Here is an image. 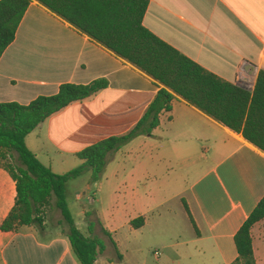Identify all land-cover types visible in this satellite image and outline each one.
Returning a JSON list of instances; mask_svg holds the SVG:
<instances>
[{"label":"crops","instance_id":"crops-1","mask_svg":"<svg viewBox=\"0 0 264 264\" xmlns=\"http://www.w3.org/2000/svg\"><path fill=\"white\" fill-rule=\"evenodd\" d=\"M142 24L209 72L248 90L264 69V0H148ZM97 78L107 87L71 102L25 137L27 148L55 173L79 165L75 154L83 148L133 128L162 85L31 0L0 57V102L27 104L56 93L61 83ZM171 104L150 134L108 156L97 191L123 193L140 205L143 222L134 227L129 217L122 242L106 230L111 247L95 264H232L238 256L234 236L264 196V151L177 94ZM179 180L184 186L178 189ZM15 194V182L0 167V224ZM54 215L45 211L42 228L0 230V264H80ZM85 220L87 230L80 231L91 235L92 218ZM166 231L169 238L158 236ZM137 233L161 240L150 250L152 258L145 244L136 243ZM250 234L255 264H264V218Z\"/></svg>","mask_w":264,"mask_h":264},{"label":"trees","instance_id":"trees-1","mask_svg":"<svg viewBox=\"0 0 264 264\" xmlns=\"http://www.w3.org/2000/svg\"><path fill=\"white\" fill-rule=\"evenodd\" d=\"M30 1L0 0V57L15 39ZM37 1L162 87L133 128L78 151L75 155L82 162L61 174L37 159L27 148L25 137L71 102L106 88L107 80L64 82L56 93L37 96L27 104L0 102V167L15 182L16 193L13 207L0 224L1 231H13L22 225L42 228L46 208L52 203L60 212L58 224L64 227L75 258L80 264H95L104 249L103 242L77 228L66 200V183L86 172L91 183L99 181L108 156L136 136L150 134L159 124L160 113L171 109L173 94L264 151V69L258 71L252 90L209 72L143 26L148 0ZM183 204L195 228L188 207ZM263 218L264 196L234 236L238 256L232 264H255L250 230ZM142 222L143 217L138 216L130 224L139 227ZM91 225L89 222V232Z\"/></svg>","mask_w":264,"mask_h":264},{"label":"rangeland","instance_id":"rangeland-1","mask_svg":"<svg viewBox=\"0 0 264 264\" xmlns=\"http://www.w3.org/2000/svg\"><path fill=\"white\" fill-rule=\"evenodd\" d=\"M151 162H154V160L152 159ZM129 163L130 162H126V168H128L131 164H134L135 161H132L130 164ZM173 174L175 173L173 172ZM100 183V180L95 183H91L88 172L81 174L77 178L68 180L66 183V200L68 197L67 204H69L68 207L73 219L80 227L79 230L82 232L87 230L85 220L86 215H89L90 219L92 218V220H90L93 222L90 234L91 236L97 237L103 242L104 247L107 249V254L109 253L108 248L111 247L112 241L105 234L104 230L110 232V236L113 240L118 239L122 242L123 235H127V231L125 228H123V226L129 217H138V209L140 208V205L130 202L128 197H125L123 193H121L119 196L113 194H100L97 191V187L100 185ZM177 186L178 189L182 188L184 186V182L179 180ZM171 204L174 206L175 202L171 201L170 205ZM46 211L50 216L54 217V219L55 212L58 213V217L60 218L59 210L54 207L52 203L48 208H46ZM82 211H86V214L84 215L81 213ZM175 212L179 214L177 209H175ZM176 221L178 227L183 230L182 234L185 235L187 229L184 227L183 222L179 220ZM170 235L171 233L166 231L165 233L158 236L160 238H169ZM184 235L181 237H186ZM159 242H161V240H156L151 234H143L141 236L137 233L136 235V243L140 245L145 244V249L149 258H152L150 250L156 247L157 243Z\"/></svg>","mask_w":264,"mask_h":264}]
</instances>
